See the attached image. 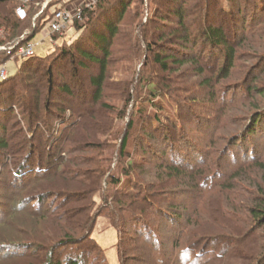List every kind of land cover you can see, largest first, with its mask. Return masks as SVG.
I'll return each instance as SVG.
<instances>
[{"label": "rangeland", "instance_id": "1", "mask_svg": "<svg viewBox=\"0 0 264 264\" xmlns=\"http://www.w3.org/2000/svg\"><path fill=\"white\" fill-rule=\"evenodd\" d=\"M79 1L0 3L24 27L0 20V40L22 32L37 56L23 67L0 47V79L21 70L0 87V264H264V0H178L187 37L168 0H132L100 93L76 40L51 65L77 32L56 38L48 18ZM101 12L79 38L98 56L92 32L114 16Z\"/></svg>", "mask_w": 264, "mask_h": 264}, {"label": "trees", "instance_id": "2", "mask_svg": "<svg viewBox=\"0 0 264 264\" xmlns=\"http://www.w3.org/2000/svg\"><path fill=\"white\" fill-rule=\"evenodd\" d=\"M6 1H11V0H0V3H4ZM132 0H114L111 4L108 3L110 2V0H99L97 1V4L95 6V9H85L83 11L82 14V20L81 21H75L71 26H73L72 28L77 32L75 37L72 38L69 43L63 42L60 45L56 46L57 49H61L60 50V54H58L55 58H53L51 60V65L54 61H57V59H59L60 57H65L68 55L67 52V46L72 45L75 41V46H77L75 48V51L80 55L81 58H83V60L85 61H89V62H95L98 63L100 66V72L97 76H92L89 80L91 85L96 89L97 93H100V88L102 85V81H103V77L105 74V69H106V60L109 54V43L111 38L114 36V34L117 31V22L122 18L124 11L127 8V5L131 2ZM167 1V0H166ZM233 1V0H230ZM108 3L109 8L106 10V7H104L106 4ZM169 4L173 5L172 8V15L174 17H176L178 19V25L185 30V35L187 37V35L189 36L190 32L188 30V28L186 27V22H185V18L187 17V13L185 11V8H183L182 4H178V0H168ZM174 3H176V5H174ZM200 3V0H198V2H195L194 4H192V7L195 8L198 6V4ZM113 8V14L114 16L112 17V15L110 17H105L103 18V15L108 12V10L110 11ZM97 9H102L103 12H101L100 17H102L104 20H100L99 22H97L98 24L96 25L95 29H98L97 31L92 32V41L90 42L93 45V49L94 50H98L97 52L101 55H97L96 53H94L93 51H89L87 49H85L84 47H82L81 45H83L85 43V41L80 40V35L81 32L83 30H85L87 28V25L92 22L93 20V15H95ZM138 13L136 12L134 14L133 17H137ZM0 20L2 21V25L5 28H11L12 31H15L19 28H24L21 27V21H18L16 18H10L9 15H5L3 18L0 17ZM46 19L42 20V25L43 23H45ZM143 21L139 20V26H141L140 28L143 27ZM94 23V22H93ZM91 25H95V24H91ZM138 26V27H139ZM19 28V29H20ZM27 28V27H26ZM32 30H34V32H36L35 27L32 28ZM141 30H146V27L142 28ZM31 35V33L26 32L24 37L25 40L28 37V35ZM22 35V32L17 33L14 37L11 38V36H9V39L7 40H0V47H4V51L9 52L11 50L14 49V51L16 50L15 48H17L20 44H22L23 39H19V36ZM204 35L206 38L209 39V44L211 45H215V47H224V58L226 60V65H228L231 60H232V49L230 48V46L227 43V39L225 37V34H223V30L220 27H208L205 32ZM185 37V40H187V38ZM64 40V37H61ZM153 46L148 47L147 50H150ZM56 49V50H57ZM54 51V50H53ZM51 51V52H53ZM6 52H0V58L5 59L7 57ZM52 54V53H51ZM4 56V57H3ZM34 57V58H33ZM37 56H35V54L33 56L27 57V58H23L25 63L23 65L26 66L27 63L29 61H31L30 59H35ZM47 58V55L43 56V57H39V59H44ZM155 61L161 63L158 59H159V54L154 56ZM22 64V63H21ZM161 65H165V64H161ZM21 66V65H20ZM19 66V68H20ZM80 67H83V64H79ZM51 66H49L50 68ZM18 68V69H19ZM47 71H50V69H48ZM19 72V70H18ZM15 72V76L13 78V75L8 76L9 80L11 81L12 79H15L17 76L20 75L19 73ZM12 78V79H11ZM11 79V80H10ZM50 79V78H49ZM7 80H3L0 79V87L2 85H4L5 83L8 82ZM64 92L69 93L70 90L65 87ZM6 93H3V96H6V98H4L5 100L10 99V94L9 91L5 90ZM3 98V97H2ZM1 100V98H0ZM259 121V118L257 117V119H253V123L250 125L249 130H254V126L257 124V122ZM131 122H129L128 126H131ZM126 141H127V136H124L122 141H121V150L123 151L125 145H126ZM5 144L2 140V138L0 137V147H4ZM259 166L262 165V162H258ZM261 202V201H260ZM253 215L258 218V222L260 225L261 222L259 221V219L263 220L264 222V198L262 200V203H260V207L259 208H255L252 210ZM263 248V246H262ZM70 264H76V263H70Z\"/></svg>", "mask_w": 264, "mask_h": 264}, {"label": "built area", "instance_id": "3", "mask_svg": "<svg viewBox=\"0 0 264 264\" xmlns=\"http://www.w3.org/2000/svg\"><path fill=\"white\" fill-rule=\"evenodd\" d=\"M97 1L99 0H80L74 5L54 9L48 18V30L50 34L56 38L62 37L68 26H71L75 21L82 20V14L85 9H95ZM14 52H17L15 56L21 58L33 56V45L30 43L22 44L20 49L18 47ZM3 70L0 71V78L4 76Z\"/></svg>", "mask_w": 264, "mask_h": 264}]
</instances>
